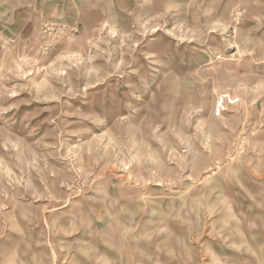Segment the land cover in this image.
Listing matches in <instances>:
<instances>
[{
    "label": "rangeland",
    "instance_id": "374dc122",
    "mask_svg": "<svg viewBox=\"0 0 264 264\" xmlns=\"http://www.w3.org/2000/svg\"><path fill=\"white\" fill-rule=\"evenodd\" d=\"M0 264H264V0H0Z\"/></svg>",
    "mask_w": 264,
    "mask_h": 264
}]
</instances>
